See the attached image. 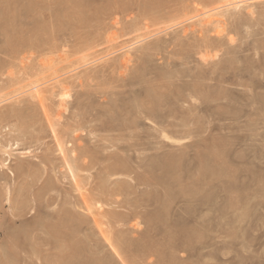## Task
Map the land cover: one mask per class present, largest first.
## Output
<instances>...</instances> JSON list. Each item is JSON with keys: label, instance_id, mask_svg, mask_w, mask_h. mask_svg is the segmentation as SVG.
Instances as JSON below:
<instances>
[{"label": "rangeland", "instance_id": "obj_1", "mask_svg": "<svg viewBox=\"0 0 264 264\" xmlns=\"http://www.w3.org/2000/svg\"><path fill=\"white\" fill-rule=\"evenodd\" d=\"M232 1L0 0V161H33L0 264H264V0Z\"/></svg>", "mask_w": 264, "mask_h": 264}, {"label": "bare ground", "instance_id": "obj_2", "mask_svg": "<svg viewBox=\"0 0 264 264\" xmlns=\"http://www.w3.org/2000/svg\"><path fill=\"white\" fill-rule=\"evenodd\" d=\"M36 1V0H35ZM72 1V0H71ZM107 1V0H106ZM137 1V0H136ZM252 1H258V0H238V1H232L233 3L232 4H228V3H226V4H222L221 5V7H219L220 9H224L223 11L221 10V12L220 11H217V13L216 14H218V12H220L219 13V15L221 14H225V13H227V12H229V11H231V10H234V11H237V10H239V9H236L235 7H234V5L236 4V3H245V4H248V3H250V2H252ZM99 2V1H98ZM169 2V1H168ZM30 3V2H29ZM28 3V4H29ZM32 3V2H31ZM34 3V2H33ZM49 3H51V1L49 2ZM105 3V2H104ZM153 3V2H152ZM174 3V2H173ZM86 4V3H85ZM158 4H160V3H158ZM31 5V4H30ZM32 5H34V4H32ZM51 5V4H50ZM84 5V4H83ZM83 5L81 4V3H78L77 1L75 2V3H73V8L72 9H74L75 7H76V9L78 8V7H83ZM87 5V4H86ZM110 5V4H109ZM123 5V4H122ZM229 5H233V6H229ZM253 5V4H252ZM70 6V5H69ZM69 6H68V8H69ZM165 6V5H164ZM172 6V5H171ZM170 6V7H171ZM176 6V5H175ZM210 6V5H209ZM38 8H39V5L37 6ZM43 7H46V6H42V8ZM85 7V6H84ZM83 7V8H84ZM106 7V6H105ZM104 7V8H105ZM161 7V6H160ZM33 8H36V5L33 7ZM33 8H32V10H33ZM38 8H36V9H38ZM70 8V9H71ZM129 8V7H128ZM169 8V7H168ZM217 8V7H216ZM26 9V8H25ZM120 9H121V7H120ZM207 9V8H206ZM213 9V8H212ZM231 9V10H230ZM35 10V9H34ZM39 10V9H38ZM45 10V9H44ZM43 10V11H44ZM67 10V9H66ZM215 10H218V8L217 9H215ZM214 10V11H215ZM37 10H35V13H37L36 12ZM40 11V10H39ZM38 11V12H39ZM46 11V10H45ZM79 11V10H78ZM200 11V10H199ZM198 11V12H199ZM29 12V11H28ZM27 12V13H28ZM76 12V11H75ZM186 12V11H185ZM209 12H211V10H209ZM209 12H202V10H201V12H199V14L198 15H196V16H194V17H191V18H188L187 20H185L183 23L185 24V23H187V22H190V21H193L194 19H197V18H202V20L200 21V22H204V24H213V22H222L221 20H218V19H215V18H213V16L212 17H206V16H208V14H209ZM24 13V12H23ZM26 13V14H27ZM34 13V14H35ZM42 13V12H41ZM41 13H37V14H40L41 15ZM44 13V12H43ZM62 13H65V11H63ZM78 13V12H77ZM250 13V12H249ZM45 14V13H44ZM49 14H51V13H49ZM49 14L47 15V17L49 16ZM60 14V13H59ZM79 14V13H78ZM105 14H107V13H105ZM214 14V13H213ZM19 15H20V13H19ZM46 15V14H45ZM52 15V14H51ZM50 15V18L52 17ZM74 15H76V14H74ZM73 15V16H74ZM84 15V14H83ZM192 15H195V14H192ZM13 16V17H12ZM11 17L12 18H14L15 19V16L14 15H12ZM20 16H22V15H20ZM35 17H36V14L34 15ZM42 16H43V14H42ZM61 16V15H60ZM59 16V17H60ZM65 16H67V15H65ZM71 16V15H70ZM70 16L68 15V17L70 18ZM252 16H253V13H252ZM23 17V16H22ZM43 17H45L46 18V16H43ZM42 17V18H43ZM58 17V18H59ZM75 17V16H74ZM189 17V16H188ZM233 17V16H232ZM235 17V16H234ZM9 18V17H8ZM12 18L11 19H9V22H10V20H12ZM49 18V17H48ZM68 18V19H69ZM72 18V17H71ZM47 19V18H46ZM59 20V19H58ZM73 20V19H72ZM178 21V20H177ZM14 22V21H13ZM79 22V21H78ZM182 22V21H181ZM7 23V22H6ZM61 24V23H60ZM97 24H99V23H97ZM201 24V23H200ZM260 24V23H259ZM263 24V23H262ZM175 25V24H174ZM179 26V24H176V26ZM8 26V25H7ZM61 26V25H60ZM161 26V25H160ZM10 28H12V27H8V29H9V31L10 30H12V29H10ZM44 28V27H43ZM46 28V27H45ZM44 28V29H45ZM7 29V28H6ZM8 29H7V32H8ZM169 29V28H168ZM5 30V29H4ZM28 30V29H27ZM34 30V29H33ZM33 30H32V32H33ZM40 30H42L41 28H40ZM170 30V29H169ZM45 31V30H44ZM43 31V32H44ZM14 32V31H13ZM13 32H11V33H13ZM39 32V31H38ZM47 32V31H46ZM34 33V32H33ZM8 34H10V32H8ZM231 34V33H230ZM33 39H34V36L32 37ZM35 40V39H34ZM229 41H231V40H229ZM233 41V40H232ZM141 42V41H140ZM234 42V41H233ZM139 43V42H138ZM263 44V43H262ZM9 45V44H8ZM134 45H136V44H134ZM34 46V45H33ZM215 46V45H214ZM5 46L3 45V47L2 48H4ZM212 47V46H211ZM129 48V47H128ZM10 49V48H9ZM255 50V49H254ZM258 50V49H257ZM199 52V51H198ZM228 52V51H227ZM238 53V52H237ZM133 54V53H132ZM199 54V53H198ZM201 54V53H200ZM235 55V54H234ZM201 56V55H200ZM130 58V57H129ZM203 58V62H204V68H205V66H206V64H208L209 65V60H207V59H205L204 57H202ZM217 58V57H216ZM219 58V57H218ZM253 58V57H252ZM83 59V58H82ZM125 59H126V57H125ZM258 59V58H257ZM132 60V59H131ZM133 61V60H132ZM200 61V60H199ZM255 61V60H254ZM259 62V61H258ZM262 62V61H261ZM128 63V62H127ZM260 63V62H259ZM259 63L257 64L258 65V69H259V67L260 68H262L260 65H262V64H260L259 65ZM187 64H189V63H187ZM124 65V64H123ZM185 65H186V63H185ZM218 68V67H217ZM234 69V68H233ZM223 70H227V72H228V70L230 71V69L228 68V67H223V68H218L217 70L216 69H214V68H211V69H208V71H206L205 69H201V70H197L196 71V78L198 79V78H204L205 77V80H206V82L208 81V80H210V81H218L219 82V77H217L218 75H219V73L221 72V71H223ZM261 70V69H260ZM263 70V69H262ZM264 71V70H263ZM208 72V73H207ZM146 73V72H145ZM191 73V72H190ZM232 73V72H231ZM157 75V74H156ZM213 75L214 76H216V77H213ZM225 75V74H224ZM231 75H233V74H231ZM257 75V74H256ZM206 76H207V78H206ZM228 76V75H227ZM56 77V76H55ZM163 77V76H162ZM183 77V76H182ZM234 77V76H233ZM193 78V77H192ZM202 78V79H203ZM227 78V77H226ZM225 78V79H226ZM235 78V77H234ZM233 78V79H234ZM54 80V79H53ZM57 80V79H56ZM196 80V79H195ZM194 80V81H195ZM205 80H203V81H205ZM253 80H254V78H253ZM258 80H260V79H258ZM263 80V79H262ZM261 80V81H262ZM162 81V80H161ZM202 81V80H201ZM233 81V80H232ZM251 81V80H250ZM255 81L256 82H258L256 79H255ZM234 82V81H233ZM231 83V82H230ZM264 83V82H263ZM60 84V83H59ZM220 84H221V81H220ZM233 84H235V83H233ZM239 84V83H238ZM163 85H164V83H163ZM195 86H193V90L190 92V98H192L193 100H191V101H194V100H196V98L198 99V100H201V98L203 99L204 97H201V95H202V87H200V85L198 86V84L196 83V84H194ZM262 85H264V84H262ZM42 86L43 85H35V83L32 85V87L30 88V90H29V95H30V97H32L33 99H38V100H40V98L41 97H43L42 95H43V90H44V88H43V90H42ZM210 86V85H209ZM208 86V87H209ZM249 86H251L250 88H252V85H251V83H250V85ZM254 86V85H253ZM122 87V86H121ZM246 87H248V86H246ZM162 88V87H161ZM164 88V87H163ZM166 89V88H165ZM168 89V88H167ZM170 89V88H169ZM168 89V90H169ZM161 90V89H160ZM176 90V89H175ZM251 90V89H250ZM252 92V91H251ZM64 93V92H63ZM163 93V92H162ZM66 94V93H65ZM65 94H60L61 95V98H59V99H61V104L63 105L64 104V102H66L65 101V99H64V96H65ZM17 96V95H16ZM204 96V95H203ZM211 96V95H210ZM210 96H209V98H210ZM208 97V96H207ZM217 97V96H216ZM18 98H19V96H18ZM17 98V99H18ZM200 98V99H199ZM215 98V97H214ZM213 98V99H214ZM14 99V98H13ZM16 99V100H17ZM67 99V98H66ZM143 99V98H142ZM219 99V98H218ZM7 100V99H6ZM181 100V99H180ZM30 101V100H29ZM209 101V100H208ZM205 102V101H204ZM203 102V103H204ZM127 103V102H126ZM203 103L201 104L200 103V106H202L203 105ZM1 104V103H0ZM197 104H199V103H197ZM149 105V104H148ZM151 105H152V103H151ZM169 105H170V103H169ZM169 107V106H168ZM196 107V106H195ZM198 109H201L202 107H197ZM220 108V107H219ZM218 108V109H219ZM148 109V108H147ZM9 111V110H8ZM145 111V110H144ZM6 114H7V112H6ZM147 114V113H146ZM175 114V113H174ZM140 115V114H139ZM149 115V114H148ZM7 116V115H6ZM12 116V115H11ZM144 117V116H143ZM51 118V117H50ZM153 118V117H152ZM177 118V117H176ZM26 121V120H25ZM148 121V120H147ZM150 122L152 123V121L150 120ZM110 123V122H109ZM107 126V125H106ZM99 127V126H98ZM104 127V126H103ZM169 128V127H168ZM209 128V127H208ZM42 136V135H41ZM40 136V137H41ZM164 137V139L166 138L168 141L170 140H173L174 138H171L170 136H168V135H166V134H164L163 135ZM165 139V140H166ZM9 140V139H8ZM175 140V139H174ZM10 141V140H9ZM169 141V142H170ZM176 142V141H175ZM11 143V142H10ZM24 151V150H23ZM26 151V150H25ZM59 151H61V153L63 154V155H66L65 154V151L63 150V147L62 146H60L59 145ZM9 153V152H8ZM7 153V154H8ZM30 153V152H29ZM28 153V154H29ZM50 153V152H49ZM214 153V152H213ZM25 155H27L26 153H22L20 156H23V158H22V160H21V158H20V161H19V163H18V169H17V171L15 170V169H13L12 168V166H11V163H9L8 162V160H6L5 159V162H3V161H0V185L2 186H0V189H2L3 188V192H4V198H5V201H6V203L8 204V206H6L7 208H8V210L7 211H5V214L3 215V217H2V219L0 218V237H1V235L3 234V242L2 243H4L6 246H7V244H10V243H13L14 245H17L18 247H19V249L20 250H22L21 249V245H20V242L21 241H23V236L21 235V234H15V233H10V229L11 228H13L14 226H12L11 224H13V225H16L17 223H18V221L17 220H15V218L14 219H12V217H11V215H12V212L13 211H15V209H18L17 208V206H16V204L14 203L15 201H13V197H12V195H13V193H14V191H15V189H14V186L16 185V183L18 182V180L21 178L22 180L25 178L26 179V181H27V178H29V176H30V174H31V171L33 172V170L32 169H30L31 167L30 166H32L33 164H32V162L33 161H29L28 162V160L27 159H25ZM33 155V154H32ZM42 155V154H41ZM212 155V154H211ZM29 156V155H28ZM169 156V155H168ZM30 158V157H29ZM65 158H66V156H65ZM179 158V157H178ZM212 158V157H211ZM18 159V158H17ZM177 159V158H176ZM215 159V158H214ZM219 159V158H218ZM33 160V159H32ZM121 160V159H120ZM167 160V159H166ZM7 161V162H6ZM118 161V160H117ZM18 162V161H17ZM16 162V163H17ZM219 162V161H218ZM119 164V163H118ZM169 164V163H168ZM14 165V164H13ZM109 166V165H108ZM180 166V165H179ZM129 167V166H128ZM16 168V167H15ZM68 168H69V170L71 171V172H69V173H73L74 172V169H73V167H72V165L70 164L69 166H68ZM40 170V169H39ZM68 170V169H67ZM217 170V169H216ZM136 171V170H135ZM17 172V173H16ZM111 172V171H110ZM148 173V172H147ZM207 173V172H206ZM40 174V173H39ZM74 174V173H73ZM141 178V177H140ZM144 178V177H143ZM177 178V177H176ZM197 178V177H196ZM144 181V180H143ZM142 181V182H143ZM162 184V183H161ZM23 187V186H22ZM26 188V187H25ZM33 188V187H32ZM48 189V188H47ZM14 190V191H13ZM17 191V190H16ZM28 190H26V192H27ZM13 192V193H12ZM17 194V193H16ZM24 195V194H23ZM22 195V196H23ZM12 197V198H11ZM146 197V196H145ZM4 198H2V199H4ZM17 200H19V199H17ZM34 200H36V199H34ZM2 202V201H1ZM145 203V202H144ZM232 203V202H231ZM3 204L4 203H0V213H1V211L3 210ZM22 204V203H21ZM128 204V203H127ZM238 206V205H237ZM21 207V206H20ZM130 207V206H129ZM4 211V210H3ZM16 212V211H15ZM15 212H13V214L15 213ZM90 212V211H89ZM17 213V212H16ZM15 213V214H16ZM145 213V212H144ZM138 214V213H137ZM140 215V214H139ZM171 216V215H170ZM11 219H10V218ZM18 217V216H17ZM16 217V218H17ZM20 217V216H19ZM23 217V216H22ZM21 217V218H22ZM169 220V219H168ZM83 221V220H82ZM123 221V220H122ZM73 222V221H72ZM84 222V221H83ZM131 222V221H130ZM32 223V222H31ZM85 223V222H84ZM80 224V226L81 225H83V223L80 221V222H77V223H75V225H77L76 227H78V225ZM33 225V224H32ZM67 225V224H66ZM85 225V224H84ZM56 226V225H55ZM36 228V227H35ZM34 228V229H35ZM137 231H139V230H137ZM86 232V231H85ZM126 233V232H125ZM59 234V233H58ZM132 234V233H131ZM52 235V234H51ZM34 237V236H33ZM42 237V236H41ZM66 238V237H65ZM127 238V237H126ZM25 239V238H24ZM93 240V239H92ZM109 240V239H108ZM48 241V240H47ZM120 241V240H119ZM143 241V240H142ZM43 242V241H42ZM110 242H111V240H110ZM121 242V241H120ZM151 243V242H150ZM55 244V243H54ZM146 244H148V243H146ZM152 244V243H151ZM4 245V246H5ZM111 245H113V244H111ZM126 245V244H125ZM142 245H145V244H142ZM248 245H249V243H248ZM114 246V245H113ZM146 246V245H145ZM115 247H116V245H115ZM119 247V246H118ZM152 247V246H151ZM99 248V247H98ZM98 248H96V249H98ZM120 248V247H119ZM164 248V247H163ZM226 248V247H225ZM41 249V248H40ZM95 249V250H96ZM100 249V248H99ZM146 249V248H145ZM144 249V250H145ZM147 249H148V247H147ZM37 250V249H36ZM148 251V250H147ZM151 251V250H150ZM12 252V251H11ZM22 252V251H21ZM102 252V251H101ZM20 253V252H19ZM113 253H114V251H113ZM121 253V252H120ZM17 254V253H16ZM101 254V253H100ZM97 255V254H96ZM122 255V254H121ZM116 256V255H115ZM15 257V256H14ZM18 257V256H17ZM90 257V256H89ZM12 258V257H11ZM48 258V257H47ZM107 258V257H106ZM109 258V257H108ZM113 258V257H112ZM124 258V257H123ZM133 258V257H132ZM7 259V258H6ZM19 259V258H18ZM13 260H14V258H13ZM61 260V259H60ZM112 260V259H111ZM118 260V259H117ZM203 260V259H202ZM16 261V260H15ZM18 261H21V259L20 260H18ZM9 262V261H8ZM64 262V261H63ZM100 263V262H99ZM109 263H110V261H109ZM125 263H126V261H125ZM167 263V262H166ZM184 263V262H183ZM39 264V263H38ZM172 264V263H171Z\"/></svg>", "mask_w": 264, "mask_h": 264}, {"label": "snow or ice", "instance_id": "obj_3", "mask_svg": "<svg viewBox=\"0 0 264 264\" xmlns=\"http://www.w3.org/2000/svg\"><path fill=\"white\" fill-rule=\"evenodd\" d=\"M229 6L231 7V6H233V5H229ZM234 7H235L236 9H242V8L246 7V4H245V3H236V4L234 5Z\"/></svg>", "mask_w": 264, "mask_h": 264}]
</instances>
